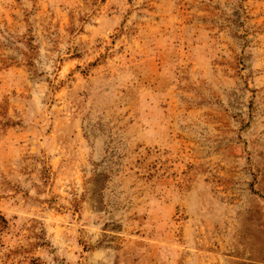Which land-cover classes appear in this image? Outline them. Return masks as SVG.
<instances>
[{
	"label": "rangeland",
	"instance_id": "obj_1",
	"mask_svg": "<svg viewBox=\"0 0 264 264\" xmlns=\"http://www.w3.org/2000/svg\"><path fill=\"white\" fill-rule=\"evenodd\" d=\"M0 264H264V0H0Z\"/></svg>",
	"mask_w": 264,
	"mask_h": 264
}]
</instances>
